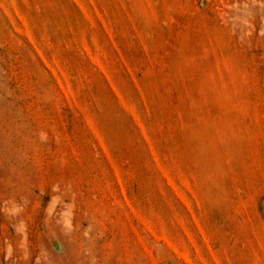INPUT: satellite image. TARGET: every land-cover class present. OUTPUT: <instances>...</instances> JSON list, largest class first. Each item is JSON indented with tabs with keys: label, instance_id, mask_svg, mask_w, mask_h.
<instances>
[{
	"label": "rangeland",
	"instance_id": "obj_1",
	"mask_svg": "<svg viewBox=\"0 0 264 264\" xmlns=\"http://www.w3.org/2000/svg\"><path fill=\"white\" fill-rule=\"evenodd\" d=\"M0 264H264V0H0Z\"/></svg>",
	"mask_w": 264,
	"mask_h": 264
}]
</instances>
